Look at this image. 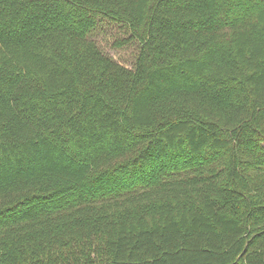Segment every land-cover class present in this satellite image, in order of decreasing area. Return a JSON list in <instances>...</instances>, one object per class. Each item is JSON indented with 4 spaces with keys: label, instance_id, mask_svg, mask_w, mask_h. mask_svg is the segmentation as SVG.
<instances>
[{
    "label": "trees",
    "instance_id": "obj_1",
    "mask_svg": "<svg viewBox=\"0 0 264 264\" xmlns=\"http://www.w3.org/2000/svg\"><path fill=\"white\" fill-rule=\"evenodd\" d=\"M0 264H264V0H0Z\"/></svg>",
    "mask_w": 264,
    "mask_h": 264
},
{
    "label": "rangeland",
    "instance_id": "obj_2",
    "mask_svg": "<svg viewBox=\"0 0 264 264\" xmlns=\"http://www.w3.org/2000/svg\"><path fill=\"white\" fill-rule=\"evenodd\" d=\"M129 36L119 24L104 22L92 34L100 49L120 64L132 69L140 52L137 42H130Z\"/></svg>",
    "mask_w": 264,
    "mask_h": 264
}]
</instances>
